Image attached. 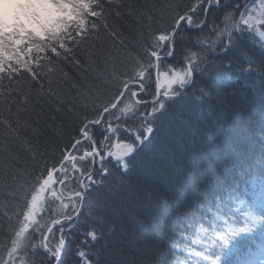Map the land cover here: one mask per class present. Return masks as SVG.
Wrapping results in <instances>:
<instances>
[{
    "label": "trees",
    "instance_id": "obj_1",
    "mask_svg": "<svg viewBox=\"0 0 264 264\" xmlns=\"http://www.w3.org/2000/svg\"><path fill=\"white\" fill-rule=\"evenodd\" d=\"M259 1L220 0L219 6L208 8L207 15L201 10L198 16L192 17L191 29L182 24L183 31L177 33V57L182 49L198 51V47H193L197 41L211 43L219 29L240 20L245 4L249 5L247 11L250 12ZM99 2L108 12L103 21L107 28L90 15L84 17L87 21L85 39L78 44V64L34 50L22 58V63L28 62L32 71L39 70L37 80L14 60L10 62L12 69L18 71L12 73L11 80L7 78L10 69L0 73V92L13 94L7 105L0 104V202H7L9 206L21 203V185L31 188L36 178L42 179L43 161L58 157L70 137L76 135L79 124L76 116L80 114L83 97L90 93H114L109 74L130 71L132 63L128 57L139 56L145 35L165 26L174 14L160 9L162 18L149 28L148 22L141 18L144 5L191 7L197 4V0ZM203 3L207 6V0ZM129 5L134 7L130 9ZM71 12L70 6L54 5L48 0L16 2L12 6L11 21H6L9 24H0V36L7 33L27 35L34 49H46L62 39L67 28L72 37H76L80 30L71 24ZM202 21L208 26L203 32L200 31ZM93 23L97 25L96 31L90 30ZM244 31L247 35L235 55L220 58L215 67L206 64L203 76L196 78L195 91L189 89L188 99L176 105L165 132V147L152 154L136 156L127 175L116 172L101 190L99 200L107 238L95 247L89 244L84 248L91 253L87 258L92 264L97 261L100 264H164L165 260L210 264L219 257L223 260V252L215 245V234L210 233L206 221L232 226L229 239L248 235L247 241L227 257L232 264L263 263L264 65L261 52L264 37L260 33L264 32V23L259 27L252 23V27ZM113 32L116 38L111 35ZM63 39L67 43L68 37ZM221 39L226 41L227 35ZM208 59L211 61L212 57ZM57 65L58 69L54 70ZM174 66L172 59L162 60L158 69L160 80L163 73ZM156 77L157 71L153 70L152 78L145 84L146 92L139 99L151 100ZM17 91L30 97V102L14 105L12 101L17 99L14 95ZM49 92L63 103H48L53 99ZM202 92L210 95L205 99ZM193 96L203 99V103H193ZM93 132L96 139L102 138L99 128ZM8 171L17 179L15 190L4 188V184L10 182L3 179ZM13 191L20 200L10 198ZM44 198L45 211L41 215L45 220L37 219L48 235L49 247L54 249L61 234L56 228L53 233H47L43 226L46 220L60 218L56 211L58 205L51 203L49 208L50 192H45ZM79 211L81 220L96 217L95 209L90 212L88 207L81 206ZM67 214L72 215L70 209ZM11 215L7 208H0V243L8 241L13 233L16 220L10 223L8 217ZM83 231V228L69 231V226L65 225L64 264H82L77 251L82 247L84 237L79 233ZM26 243L28 251L18 253L19 258L31 257L29 264H49L50 257L38 247L41 243L39 233H34Z\"/></svg>",
    "mask_w": 264,
    "mask_h": 264
},
{
    "label": "snow or ice",
    "instance_id": "obj_2",
    "mask_svg": "<svg viewBox=\"0 0 264 264\" xmlns=\"http://www.w3.org/2000/svg\"><path fill=\"white\" fill-rule=\"evenodd\" d=\"M48 2L54 5L70 6L71 24L77 25L80 31L74 38L67 28L63 31L62 39L50 44L46 49H34L27 35L22 37L19 34L7 33L0 36V73H4L6 68L10 69L7 77L9 80L12 78V73L18 71V69H12L10 62L13 60L17 65L27 68L32 79L37 80L39 70L32 71L28 62L22 63V58L34 50L39 54L50 53L57 60H72L78 64L76 61L78 44L85 39L87 21L84 17L90 15L103 24L105 16L108 15L99 0H48ZM219 3L220 0H207V6H205L203 0H197V4L191 7L158 3L144 5L141 18L148 22L149 28L152 24L159 22L158 18H162L160 9L170 10L174 14L165 22V26L157 27L145 35V43L139 56L128 57L132 63L130 71H122L119 75L109 74L112 78L111 87L115 88L114 93L111 95L90 93L83 97L80 114L76 116L79 121L76 135L70 137L69 142L60 150L58 157L51 161H43L44 167L40 172L42 179L36 178L38 187L34 184L33 187L26 189L24 185H21L20 191L23 193V198L19 205L9 206L7 202H0V208H7L12 213L8 217L9 222L16 220L9 240L0 243V264H29L32 258L29 257L27 260L19 258L18 253L28 251L26 242L32 239L34 233L40 234L41 243L38 247L44 250L47 257H50L49 264H52V261L55 264H64L62 255L66 252L65 225L69 226V231L85 229L79 233L84 240L81 241L82 247L78 249L77 255L82 264H92V261L87 258L91 253L86 252L84 248L89 244L95 247L107 238L99 200L101 190L107 187L116 172H119L121 176L127 175L131 171V165L136 156L152 154L165 147V132L170 126L176 105L188 99L189 89L195 91L198 83L196 78L203 76L206 64L215 67V62L220 58H231L230 54L235 55V51L241 47L247 35L244 29L252 27L254 17L247 11L249 5L245 4L244 10L240 11V20L229 24L224 29H219L216 39L209 44L197 41L193 47H198V51L182 49L178 58L176 40L177 33L183 31L182 24L191 29L193 16H198L201 10L207 15L208 8L219 6ZM94 7L97 10H93ZM128 7L132 9L134 6ZM236 7L239 9L240 5ZM259 15L264 17V3L260 4ZM201 24L200 31L203 32L208 26L203 21ZM103 27L107 28V24H103ZM90 30L96 31L97 25L93 23ZM212 31L217 33L216 29ZM111 35L113 38L117 36L115 32ZM224 35H227L226 41L221 39ZM260 36L264 37V32H261ZM63 37H68L67 43ZM68 44L75 47L69 48ZM210 56L211 61L208 59ZM261 56V64L264 65V50ZM167 59H172L175 66L163 73L164 78L161 81L158 69L160 62ZM47 62L52 63L51 60ZM56 69L58 65L54 66V70ZM153 70L157 71L155 93L151 100L139 99L141 94L146 92L145 84L152 78ZM121 77L127 78L121 79ZM11 95L13 94L0 92V104L7 105ZM14 95L17 97L15 101H12L14 105L30 102V97H26L22 91H17ZM48 95L53 96L48 103H63L57 100L53 93L49 92ZM201 95L206 99L210 94L202 92ZM192 102L203 103V99L197 100L193 96ZM75 107L76 105H73V108ZM97 128L100 129L101 139L95 138L93 130ZM113 148L115 150H112ZM19 175L17 173V176ZM3 179L10 181L4 184V188L15 190L17 179L12 176L11 171H8ZM45 192H50L52 198L48 202L49 208L51 203H56L57 215L60 217L46 220L43 226L47 228V233H53L56 228L61 234L54 249L49 247L48 235L43 231L40 223V220H45V216L41 215L45 211ZM10 198L21 199L15 191L11 193ZM65 200L68 203H65ZM81 206L88 207L90 212L95 209L96 217H85L81 220L79 211ZM69 209L72 215L67 214ZM37 217H40V220ZM74 221L75 224H73ZM205 223L210 233L215 234L213 237L215 245L221 248L225 257L223 260L221 257L211 260L210 264H232L227 257L233 249L247 241L248 235L241 234L229 239L232 226L211 221ZM195 255L201 254L195 253ZM97 264L100 262L97 261ZM164 264H182V262L165 260Z\"/></svg>",
    "mask_w": 264,
    "mask_h": 264
},
{
    "label": "rangeland",
    "instance_id": "obj_3",
    "mask_svg": "<svg viewBox=\"0 0 264 264\" xmlns=\"http://www.w3.org/2000/svg\"><path fill=\"white\" fill-rule=\"evenodd\" d=\"M23 0H0V17H1V21L0 24L4 26V24H9L6 23V21H11V15H12V6L13 4H15L16 2H20ZM264 3V0H260L259 2H257L256 6L251 8L250 13L251 15L254 17V25H257L259 27V25H261L262 23H264V17H261L259 15L260 12V4ZM164 78V77H163ZM112 150H115L114 148ZM262 253H264V250L262 251ZM264 264V261H262Z\"/></svg>",
    "mask_w": 264,
    "mask_h": 264
},
{
    "label": "water",
    "instance_id": "obj_4",
    "mask_svg": "<svg viewBox=\"0 0 264 264\" xmlns=\"http://www.w3.org/2000/svg\"><path fill=\"white\" fill-rule=\"evenodd\" d=\"M162 80H163V79H162ZM162 80H161V81H162Z\"/></svg>",
    "mask_w": 264,
    "mask_h": 264
}]
</instances>
